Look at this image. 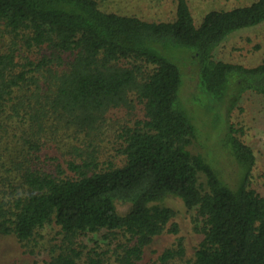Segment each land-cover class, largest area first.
<instances>
[{"label": "trees", "instance_id": "trees-1", "mask_svg": "<svg viewBox=\"0 0 264 264\" xmlns=\"http://www.w3.org/2000/svg\"><path fill=\"white\" fill-rule=\"evenodd\" d=\"M170 1L166 19H151L98 0H0V236L37 248L54 225L43 264H139L156 237L177 233L169 199L199 222L187 264H264L254 150L225 120L233 183L208 151H193L186 68L167 55L189 54L200 92L223 106L217 118L254 97L264 104V55L252 66L218 56L229 37L264 24V0L216 6L198 23L190 0ZM183 255L167 249L156 264Z\"/></svg>", "mask_w": 264, "mask_h": 264}, {"label": "rangeland", "instance_id": "rangeland-1", "mask_svg": "<svg viewBox=\"0 0 264 264\" xmlns=\"http://www.w3.org/2000/svg\"><path fill=\"white\" fill-rule=\"evenodd\" d=\"M101 8L110 12L125 14L140 13L146 18L166 19L172 9L170 0H153L149 5L144 0H98ZM149 2V0H146ZM249 0H190L195 22L214 9L216 6L230 8L239 4H245ZM172 59L182 61L186 68L184 71V86L180 91L183 104L189 111L190 116L198 130L199 143L193 151H208L211 162L225 175L226 180L233 183L236 164L220 146V136L225 132V120L234 125L238 137L252 147L256 156V166L252 175V187L264 196V104L263 101L254 97L251 102L242 101L228 116L225 110L216 117L217 112L223 106L214 105L213 102L200 92L197 79L192 73L197 71L196 65L189 62V54L175 49L167 52ZM264 55V24L256 28L247 29L229 37L218 50V56L227 62L252 66ZM188 62L190 64H188ZM192 72V73H191ZM196 74V72H195ZM122 113H126L122 111ZM130 116L132 114H129ZM136 117H141L135 114ZM127 117V116H126ZM129 118V117H127ZM217 118V119H216ZM225 123V124H224ZM222 132V133H221ZM201 147V148H200ZM175 211V218L171 224L177 226V233L164 232L156 237L151 245L144 251L139 264H156L159 256L167 249L175 250L181 247L184 255L176 258L171 264H187L195 249L202 240V235L195 231L199 224L194 213L189 212L183 204L176 199H169L165 203ZM122 207V206H121ZM120 209L124 212L126 208ZM59 229L50 225L36 237L39 245L37 248H21L14 237L0 236V264H43L50 258L49 249L59 238ZM99 240V236L94 237ZM88 247H92L88 239L85 240ZM29 252V253H28Z\"/></svg>", "mask_w": 264, "mask_h": 264}]
</instances>
